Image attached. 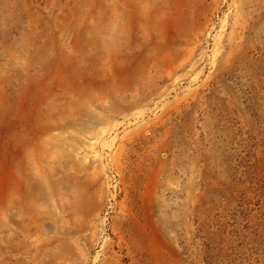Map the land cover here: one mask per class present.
Masks as SVG:
<instances>
[{"label":"rangeland","instance_id":"374dc122","mask_svg":"<svg viewBox=\"0 0 264 264\" xmlns=\"http://www.w3.org/2000/svg\"><path fill=\"white\" fill-rule=\"evenodd\" d=\"M0 264H264V0H0Z\"/></svg>","mask_w":264,"mask_h":264}]
</instances>
